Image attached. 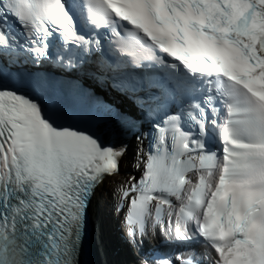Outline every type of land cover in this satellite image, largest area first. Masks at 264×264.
<instances>
[{
    "label": "snow or ice",
    "instance_id": "1",
    "mask_svg": "<svg viewBox=\"0 0 264 264\" xmlns=\"http://www.w3.org/2000/svg\"><path fill=\"white\" fill-rule=\"evenodd\" d=\"M104 211L264 264V0H0V264H115Z\"/></svg>",
    "mask_w": 264,
    "mask_h": 264
}]
</instances>
